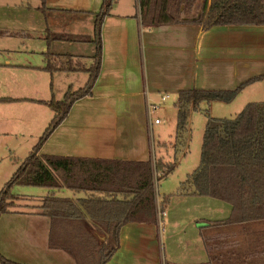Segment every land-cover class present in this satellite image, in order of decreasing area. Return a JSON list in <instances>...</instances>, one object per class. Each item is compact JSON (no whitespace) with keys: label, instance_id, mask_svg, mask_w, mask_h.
I'll use <instances>...</instances> for the list:
<instances>
[{"label":"crops","instance_id":"obj_1","mask_svg":"<svg viewBox=\"0 0 264 264\" xmlns=\"http://www.w3.org/2000/svg\"><path fill=\"white\" fill-rule=\"evenodd\" d=\"M24 3L0 0V18L7 19L0 22V98L14 99L7 103L33 105L20 107L18 117L9 115L4 120L26 126L30 113H34L42 132L54 114L45 102L51 95L57 98L54 92L61 90L63 81L62 90L66 91L78 84L79 73L86 75L79 83L83 86L89 77L84 71L44 69L48 55H72L86 68L90 66L95 51L91 41L94 19L102 0ZM63 34L86 41H66ZM100 38V67L91 94L73 102L42 144L40 154L145 161L155 154L152 126L161 124L153 123L149 104L161 103L160 108L164 106L165 110L164 102L176 100L181 90H234L240 86L234 99L244 92L250 95L240 103L243 106L264 100V25H143L138 0H115L101 21ZM164 95L168 97L162 101ZM217 102L207 106L211 110ZM14 130L21 132L19 127ZM40 188L46 190L42 198L51 193L69 198L85 195L61 184ZM163 201H167L164 217L170 213L172 220L169 236L177 239L179 253L174 252L176 244H170V237L168 255L162 253L159 237L166 226L165 218L164 225L159 219L156 223L131 221L121 227L118 248L105 264H211L200 228L205 221L227 218L231 205L212 197H156L157 218ZM50 229V218L37 211L1 213L0 254L20 264H76L68 252L49 246ZM186 234L191 236L188 240L196 237L193 239L202 243V250L193 252L186 245Z\"/></svg>","mask_w":264,"mask_h":264},{"label":"trees","instance_id":"obj_2","mask_svg":"<svg viewBox=\"0 0 264 264\" xmlns=\"http://www.w3.org/2000/svg\"><path fill=\"white\" fill-rule=\"evenodd\" d=\"M44 1L40 0L42 5ZM114 1L102 0L95 14L91 40L95 51L88 68L72 55H48L44 69L89 72L88 80L74 92L68 87L62 100H55L51 95L45 102L54 113L52 119L0 190V214L11 212L15 205L17 197L8 191L14 183L47 188L61 184L85 193L78 198L51 193L37 206V212L51 220L49 246L68 252L76 264H105L118 248L120 229L126 223H156L155 178L175 168L174 161L165 162L160 157L154 161L151 158L119 161L39 153L73 102L91 94L100 67L101 21ZM195 2L138 0L139 19L143 25L150 26L178 22H194L203 28L222 24L264 25V0H203L201 10L192 15ZM241 87L179 91L174 102L175 146L186 145L184 132L190 114L202 102L232 101ZM0 101L14 99L0 98ZM178 193L208 196L231 205L227 218L205 221L200 228L211 264H264V100L246 103L231 118L207 116L199 164L187 175ZM165 203L159 207L162 220ZM0 264L20 263L0 254Z\"/></svg>","mask_w":264,"mask_h":264},{"label":"rangeland","instance_id":"obj_3","mask_svg":"<svg viewBox=\"0 0 264 264\" xmlns=\"http://www.w3.org/2000/svg\"><path fill=\"white\" fill-rule=\"evenodd\" d=\"M24 2L33 4L35 3V0H24ZM202 4L203 0H196L194 8L191 12L192 15L201 10ZM5 21H7V19L5 18H2L0 20L1 23H4ZM51 38L52 37L50 36V39ZM62 38H64V40L66 41H86L81 40L76 36H71L67 34H63ZM62 38L57 40H61ZM76 77V82L78 84H76L75 88H71L72 92L80 89L78 88V85L83 86V84L79 83H82V81L86 78V75L83 73H79L78 75H76ZM64 84L65 83L63 81V83L61 84V90H57L54 92L57 95V98L55 97V100H62L65 91L62 90L64 89ZM56 86L57 89L60 87L58 82ZM51 92L53 93V90ZM249 98L250 95L248 96V93L244 92L243 95H241L237 99H233L234 101L232 100V102L229 101L225 103H218L222 102L218 101L217 103H214L211 107V110L209 109V106H207L206 102H202L199 108L195 111H192L190 114L186 131L184 132V136L186 138V145L178 144L175 146V100L169 99L167 102H164L165 104H167L165 110H162V108L164 107L163 106L154 111V113L152 114V121L155 118H158L161 121V124L152 126V138L155 142V154L152 158V161L160 157L165 162H175V168L172 172L165 176L155 178V198H170L171 200L173 198H210L191 197L194 195H182L178 193V190L182 186V183L186 180L187 175L190 174L199 164L201 141L207 116L226 118L234 117L243 108V104L240 103L243 101H247V99ZM24 105L33 106L29 104H14L0 101V190L4 186V184L10 179L11 175L15 172V170L19 167L21 162L26 158V156L28 155L32 147L37 143L38 139L41 137L44 131L42 130L41 132V128L40 126H38L36 118L34 117L37 116V114L34 113H30V121L29 124L26 126L22 125V122H13L12 119L8 122L4 120L5 117L9 115L18 117L22 110L20 109V107H23ZM26 112L25 114H27ZM16 127L20 128V133L19 131L14 130ZM8 191L9 193L17 197V199H15L16 201L14 200L15 205L11 208L12 212L13 210L37 211V206L41 204L42 201V195L46 194V190L44 188L20 185L15 183L9 187ZM226 206H228V204H226ZM164 218L166 219V226L161 231L159 241L162 253L168 255V249L170 248V245L168 244V238L172 237L169 236L168 229V226L171 224L170 221H172L170 213L168 217L166 216ZM195 225L198 226L199 224L196 222ZM184 237L186 240V245H189L190 249L193 252L197 251L196 249L198 248L202 250V243H196V241L193 239L196 237H193L191 240H188V238H191V236H189L188 234H186ZM178 238L181 239L183 238V236H178ZM170 244L173 247V244H176L174 247V252L179 253V251L177 250V239L171 238Z\"/></svg>","mask_w":264,"mask_h":264},{"label":"built area","instance_id":"obj_4","mask_svg":"<svg viewBox=\"0 0 264 264\" xmlns=\"http://www.w3.org/2000/svg\"><path fill=\"white\" fill-rule=\"evenodd\" d=\"M167 97H168V95H164V96L161 97V100L164 101ZM160 106H161V103H155V104L154 103H151V104L148 105V112L150 114H153L155 110H157V109L160 108ZM159 122H160V120L158 118H155L153 120V123H155V124H157ZM159 213H160V211L158 212V219L160 220V224L163 225L162 224V219L159 218V216H160Z\"/></svg>","mask_w":264,"mask_h":264}]
</instances>
